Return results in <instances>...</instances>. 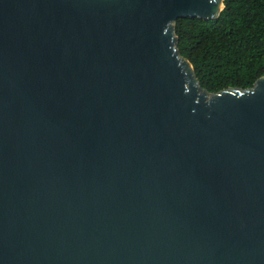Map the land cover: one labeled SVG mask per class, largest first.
I'll return each mask as SVG.
<instances>
[{
  "label": "water",
  "instance_id": "95a60500",
  "mask_svg": "<svg viewBox=\"0 0 264 264\" xmlns=\"http://www.w3.org/2000/svg\"><path fill=\"white\" fill-rule=\"evenodd\" d=\"M224 5L0 0V264H264V75L177 47Z\"/></svg>",
  "mask_w": 264,
  "mask_h": 264
},
{
  "label": "trees",
  "instance_id": "16d2710c",
  "mask_svg": "<svg viewBox=\"0 0 264 264\" xmlns=\"http://www.w3.org/2000/svg\"><path fill=\"white\" fill-rule=\"evenodd\" d=\"M224 4L215 19L184 17L175 22L180 54L211 92L248 88L264 75V0Z\"/></svg>",
  "mask_w": 264,
  "mask_h": 264
}]
</instances>
